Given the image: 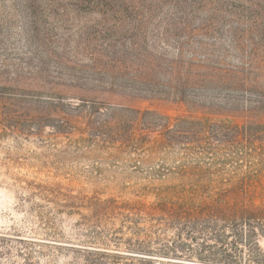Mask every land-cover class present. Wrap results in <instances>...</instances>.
Here are the masks:
<instances>
[{
	"label": "rangeland",
	"instance_id": "1",
	"mask_svg": "<svg viewBox=\"0 0 264 264\" xmlns=\"http://www.w3.org/2000/svg\"><path fill=\"white\" fill-rule=\"evenodd\" d=\"M260 100L264 0H0V264H85L96 233L132 254L187 225L246 257L231 230L264 205Z\"/></svg>",
	"mask_w": 264,
	"mask_h": 264
},
{
	"label": "trees",
	"instance_id": "2",
	"mask_svg": "<svg viewBox=\"0 0 264 264\" xmlns=\"http://www.w3.org/2000/svg\"><path fill=\"white\" fill-rule=\"evenodd\" d=\"M259 102L264 106L263 100ZM249 207V210L242 211L243 213L239 217L241 223L237 224V226L231 230L234 240L230 243L234 249H238L239 244L244 243L245 245L246 243V247H248L246 257L240 255L242 251L232 255L226 253L225 249L222 250V247L228 244L226 243L227 237L223 235L224 233H211V235H208L207 239L213 238L216 243L215 247L206 245L207 240L198 244L197 247H192L186 240L192 242L196 240L197 238L194 237V234L197 233V229L193 225H187L186 228L188 229H180L179 233H177L173 239L161 244L159 241L153 243L156 245L155 247H151L152 242L145 243L139 240L127 242L128 247H126V250L132 254H122L120 253L121 250H116L119 252H113L108 248L97 247L96 245L98 244H102L101 246L107 245H104L105 243H99L103 241L100 239L101 236L96 233L91 239L93 249H85L87 256H85L84 262L85 264H185L183 262L159 259L165 258L180 261L185 259L184 261L188 262L197 259L202 263L216 264H264V250H261L256 243H252L253 239H256V237H264V205L254 206L251 204ZM185 213L190 215L187 211H181V214ZM177 214L178 213L174 215L175 221L178 217H181V215ZM178 221H180V219ZM139 222L140 221L126 218L120 230L129 228L132 232H135L134 234L145 232V230L138 227ZM127 223H132L133 226L129 227ZM114 240H116L117 244L122 243L121 239L114 238ZM249 242H251V245Z\"/></svg>",
	"mask_w": 264,
	"mask_h": 264
}]
</instances>
